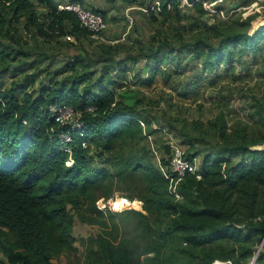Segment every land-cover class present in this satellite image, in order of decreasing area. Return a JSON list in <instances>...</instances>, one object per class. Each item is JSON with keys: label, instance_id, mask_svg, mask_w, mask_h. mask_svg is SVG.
<instances>
[{"label": "trees", "instance_id": "obj_1", "mask_svg": "<svg viewBox=\"0 0 264 264\" xmlns=\"http://www.w3.org/2000/svg\"><path fill=\"white\" fill-rule=\"evenodd\" d=\"M64 1L0 0V82L3 75L18 72L17 60L28 54L26 47L15 44L21 42V30L44 41L47 50L53 44L84 48L81 38H90V32L73 11L58 10L57 4ZM78 1L107 19L102 9ZM126 1L153 7L145 44L99 45L105 58L98 64L97 76L96 68L90 70L91 62L73 55L63 57L66 72L62 67L58 70L62 76L42 80L38 90L24 91L19 98L13 86L0 89V252L7 258L0 257V264H52L66 252L81 256L73 244L75 215L101 228L96 236L82 240L81 264H212L215 259L245 264L262 241L264 149L252 146L264 143V132L254 138L240 124L228 132L224 117L217 116L211 123L224 140L220 154L204 157L201 178L191 174L182 178L176 185L177 197L164 174H173L171 156L163 158L160 167L153 160L142 125L151 121L140 118L138 100L133 105L121 101L113 74L123 71L119 69L125 62L140 59L155 72L165 59L184 51L189 58L200 59L207 71L217 62H246L243 53L256 51L264 38V26L250 31L258 13L241 12L232 21L208 22L203 18L209 12L204 0L184 5L182 0ZM187 17L194 19L191 25L186 24ZM188 31L202 37L186 42ZM43 72L36 75L45 76ZM54 104L79 111L83 127L71 129L56 122L49 111ZM256 111L264 124V105ZM64 128L70 129V141L59 137ZM167 151L171 153L170 144ZM186 153L198 155L187 148ZM234 153L241 155L238 162L232 160ZM135 183L141 187V209L113 211L117 213L107 217L104 211L112 210L97 206L99 198L107 200L115 191L136 187ZM115 216L125 223L126 232L132 229L128 236H114L121 229ZM256 263L264 264V244Z\"/></svg>", "mask_w": 264, "mask_h": 264}, {"label": "rangeland", "instance_id": "obj_2", "mask_svg": "<svg viewBox=\"0 0 264 264\" xmlns=\"http://www.w3.org/2000/svg\"><path fill=\"white\" fill-rule=\"evenodd\" d=\"M204 6L209 12L203 15V18L208 22H213L214 18L232 21L238 13L242 12L243 15H246L257 12L258 18L254 21L250 31L252 32L255 27L264 26L262 22L264 0H204ZM197 15L199 16V13ZM193 20L187 17L185 21L186 24L191 25ZM196 22L199 23L198 19ZM17 25L21 26L22 23ZM149 28L151 31V25ZM20 34L22 35L21 42H15V44L17 47H26L28 54L17 60L16 69L19 68V71L3 75L0 82L1 90L13 86L19 98L24 91L34 90L33 88L38 90L42 80L58 77L59 74L63 75L60 72L64 65L59 63L58 57H71L79 53L67 44L63 48L53 44L47 50V44L44 41H37L39 38L36 40L34 35L31 36L23 30L20 31ZM145 34L147 39L150 33ZM199 37H202L200 32L191 36L188 31L186 42H191ZM214 43L217 42L214 41ZM186 52L174 53L172 56L174 59H165L159 64L161 69H157L155 72L152 68L143 66V59L129 62L126 70L124 68L126 65H123L120 68L123 71L113 72L118 80L114 85L115 91L121 101L125 105H133L138 100L137 110L140 118H148L151 121L149 126L144 122L142 125L147 137L146 143L150 148V155L159 167L161 160L170 156L167 146L170 140L173 141V137L179 144L198 154L200 166L206 155L211 159L219 156V148L224 140L218 132V127L211 123L212 120L217 119V116L224 117L228 132H234L239 124L246 126L248 134H252L254 138L262 136L260 130L264 132V124L256 111L260 104L264 105V38L258 43L256 51L243 53L244 57L248 56L246 62H242V59L223 64L217 62L209 71L202 66L200 59L189 58L185 54ZM48 54L49 56H47ZM50 56L53 59L48 61ZM121 59L122 57H120ZM34 60L36 61L34 62ZM99 66L96 67L99 69L98 73H100ZM38 70H45L43 72L45 76L39 73L36 75ZM64 70L65 67H63ZM79 70L82 72L81 74H84L85 69L80 67ZM46 71H49L47 76ZM70 74L68 73V75ZM87 78L92 77L88 76ZM84 82H78L76 88L80 90ZM66 86L69 85L66 84ZM257 100L260 103L256 102ZM62 117L71 122H75L76 119L75 114L68 107L63 108ZM262 145L264 143H257L252 148L264 149ZM60 147H65V145ZM240 158V154H232L233 162H238ZM67 163L69 162L67 161ZM140 189V184L137 183L136 187L130 190L115 191L114 197L105 202L107 206L111 202L112 208L110 212L104 211L107 217L111 213L112 215L117 213L113 211L141 209L143 203L138 196ZM115 217V223L121 229L119 232L115 231L114 236L118 238L128 236L132 229L126 232L123 228L125 223L118 216ZM74 220L73 236L75 241L73 244L81 256H75L74 252H66L52 259V264H81L84 252L82 240L90 235L96 236L101 232V228L97 224L83 222L77 215L74 216ZM258 245H256L255 251ZM0 257L7 261L1 252ZM251 263H253V258L245 262V264ZM254 264H257L256 261Z\"/></svg>", "mask_w": 264, "mask_h": 264}, {"label": "crops", "instance_id": "obj_3", "mask_svg": "<svg viewBox=\"0 0 264 264\" xmlns=\"http://www.w3.org/2000/svg\"><path fill=\"white\" fill-rule=\"evenodd\" d=\"M85 2L97 9L105 11L109 24L108 29L101 36L90 37L92 40H90L89 37L81 38V41L85 44L84 49H80L79 47L74 48L79 52L77 57L84 58L91 62L90 70L95 69L105 58L101 55L102 52L99 49V45L107 46L121 43L127 47H137L146 43L147 39L145 33H151L149 28L151 25L150 10L153 7L150 8L147 5L141 4L139 1L129 2L126 0H85ZM187 2L188 0H186V2L182 0L183 5ZM155 4H158V2ZM41 10H45V8ZM90 44H92V46H90ZM126 51V49L121 51V53L117 55L118 57L116 56L117 59L120 60V57H123ZM136 52H138V50H136ZM58 58L59 63L66 62V59L61 56ZM129 62L131 61L123 64L126 65L124 66L125 69L127 65H129ZM123 65H121L120 68ZM96 70L97 76L99 69Z\"/></svg>", "mask_w": 264, "mask_h": 264}, {"label": "built area", "instance_id": "obj_4", "mask_svg": "<svg viewBox=\"0 0 264 264\" xmlns=\"http://www.w3.org/2000/svg\"><path fill=\"white\" fill-rule=\"evenodd\" d=\"M58 10H71L75 13L77 16L80 25L84 28H86L90 32L91 37H98L101 36L107 29H108V20L105 19V17L100 13L92 8H89L85 5H83L78 0H67L64 2H59L57 4ZM67 40H72L71 35H66ZM68 107L74 114H75V122H71L68 120H64L62 117V111L63 108ZM50 111V117L55 118L56 122L60 123L62 126H68L71 129H81L83 127V123L80 120V112L75 110L72 106L67 104H54L51 105L49 108ZM59 137L62 141H70L71 140V134L70 129L66 130L65 128L61 131L59 134ZM173 141H169V144L171 146V159H170V165L173 171V174H168L164 171V174L167 178L170 180L171 189L172 192L175 193V195L179 196L176 185L178 182L184 178L186 175H194L197 178H201L203 174V168L199 165V159L198 156L193 155H187L186 153V147L179 144L176 139L173 137ZM62 145V144H61ZM84 147L87 146V144L83 143ZM66 147V145H65ZM61 147V148H65ZM72 163V161H69ZM212 162H209L208 164H211ZM106 200L104 197L99 198L96 203L97 206L103 210L111 209V202L110 205H106ZM114 209V208H113ZM264 244V243H263ZM263 247V246H262ZM262 249V248H261ZM233 264L231 260H221V259H215L212 264Z\"/></svg>", "mask_w": 264, "mask_h": 264}, {"label": "water", "instance_id": "obj_5", "mask_svg": "<svg viewBox=\"0 0 264 264\" xmlns=\"http://www.w3.org/2000/svg\"><path fill=\"white\" fill-rule=\"evenodd\" d=\"M263 243H264V238H263V240L261 241V243H260L258 249L256 250V252H255V254H254V257H253V263H252V264L255 263L256 258H257V256H258V253H259V251L261 250V248H262V246H263Z\"/></svg>", "mask_w": 264, "mask_h": 264}, {"label": "clouds", "instance_id": "obj_6", "mask_svg": "<svg viewBox=\"0 0 264 264\" xmlns=\"http://www.w3.org/2000/svg\"><path fill=\"white\" fill-rule=\"evenodd\" d=\"M69 161H72V160H71V159H69ZM69 161H68V162H69ZM69 164H71V163L69 162Z\"/></svg>", "mask_w": 264, "mask_h": 264}, {"label": "bare ground", "instance_id": "obj_7", "mask_svg": "<svg viewBox=\"0 0 264 264\" xmlns=\"http://www.w3.org/2000/svg\"><path fill=\"white\" fill-rule=\"evenodd\" d=\"M217 264H220V263H217ZM252 264V263H251Z\"/></svg>", "mask_w": 264, "mask_h": 264}]
</instances>
